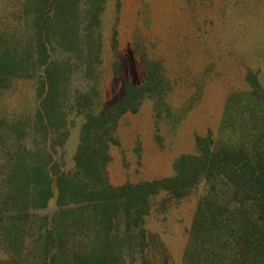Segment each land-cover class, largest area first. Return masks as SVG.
Returning a JSON list of instances; mask_svg holds the SVG:
<instances>
[{"label":"rangeland","instance_id":"374dc122","mask_svg":"<svg viewBox=\"0 0 264 264\" xmlns=\"http://www.w3.org/2000/svg\"><path fill=\"white\" fill-rule=\"evenodd\" d=\"M24 1L0 0V46H24L30 37ZM99 23L89 31L91 40L85 33L77 39L68 35V52L52 44V58L68 59L69 67L68 138L58 154L64 167L73 169L85 111H106L126 83L150 87L138 109L126 110L115 122L117 142L108 147L106 165L112 185L172 175L178 155L198 152L197 136L210 134L213 147L251 149L258 137L264 142V98L254 95L247 81L255 73L256 89L264 95V0H106ZM60 66L56 61L47 67L54 69L53 80L42 99L36 77L7 81L0 87V117L7 124H28L36 111H59L55 93L66 94ZM151 77L158 81L150 82ZM78 95L88 99L91 110L77 107ZM3 156L0 148V162ZM205 185L180 199L166 193L151 198L145 216L147 264H181L186 231ZM56 208L54 196L34 218L50 216ZM30 239L19 254L24 264L37 260L36 250L27 254ZM9 256L17 255L0 244V261Z\"/></svg>","mask_w":264,"mask_h":264},{"label":"trees","instance_id":"16d2710c","mask_svg":"<svg viewBox=\"0 0 264 264\" xmlns=\"http://www.w3.org/2000/svg\"><path fill=\"white\" fill-rule=\"evenodd\" d=\"M105 3L25 0L21 11L30 20V37L24 46H0V87L12 78L36 77V95L42 99L51 92L53 80L54 69L47 67L56 61L62 68H57L59 78L66 80V94L55 93L59 111H36L28 124H7L0 117V244L17 255L0 264H21L19 254L29 237L27 254L36 250L37 260L27 264H147L145 216L151 198L166 193L180 199L201 182L206 185L186 231L181 264H264L261 137L247 149L213 147L210 134L197 136L198 152L178 155L172 175L112 185L106 165L108 147L117 142L112 136L115 122L126 110L135 112L150 87L126 83L122 96L106 111H85L71 158L73 169L60 161L58 154L68 138L64 107L69 67L68 59H54L51 51L56 46L68 52V35L77 39L85 33L90 39ZM247 81L253 94L264 98L256 89L255 73H249ZM152 84L150 90H155ZM83 97L77 96V107L90 109ZM54 196L56 210L34 218V211L46 208Z\"/></svg>","mask_w":264,"mask_h":264}]
</instances>
